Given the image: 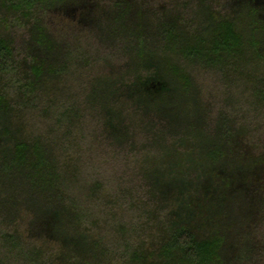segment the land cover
<instances>
[{"label":"trees","instance_id":"16d2710c","mask_svg":"<svg viewBox=\"0 0 264 264\" xmlns=\"http://www.w3.org/2000/svg\"><path fill=\"white\" fill-rule=\"evenodd\" d=\"M56 10L82 16L55 32ZM107 20L121 56L79 45L72 57L70 29ZM250 63L262 113L242 120L220 109L203 72ZM72 66L100 101L95 132L81 128L74 144L85 96L40 101ZM31 111L68 129L55 139ZM262 211L264 0H0V264H264Z\"/></svg>","mask_w":264,"mask_h":264},{"label":"rangeland","instance_id":"374dc122","mask_svg":"<svg viewBox=\"0 0 264 264\" xmlns=\"http://www.w3.org/2000/svg\"><path fill=\"white\" fill-rule=\"evenodd\" d=\"M82 16L81 10L70 11L69 13H63L60 10H56L50 16L49 23L55 32H58V28H64L67 23L69 24H78V19ZM90 25L89 27H79L75 29H70L69 41L72 43V47L70 50L71 56L76 57L80 55L82 51L79 50V45L86 48L87 54L92 55L93 59H103L107 57H120L121 56V46L123 43L121 40H118L117 37L111 36L112 27H110L111 22ZM61 24V25H60ZM108 24V25H107ZM59 28V29H60ZM94 68V67H92ZM85 68H80L76 66H72L70 68V73L64 77L63 80L60 81H50L46 83V88H43L42 97L40 101L46 105L47 99H54L55 102L59 101H67L69 100V96L75 95V93L79 95L85 96L84 100L80 103L79 109L84 113V119H77L76 126L77 130H75V136L69 137L68 140L71 144H74L75 137L80 135L81 128L82 131L85 132L86 129H92L93 133L94 122L99 117V109H100V101L92 100L91 92L92 88L95 87V83L87 84L84 79V72L87 70ZM90 70V69H89ZM260 71L257 70V66L255 63H250L248 65H244L239 70L235 71L229 69L228 72L222 73L213 71L203 72L205 76L212 79L214 78L215 82H217V86L210 89V96H213L215 100L218 101L220 105V109L227 111L238 109L242 113V120L247 118H256L262 113L261 107L255 105L254 97H253V89L257 86L255 79L260 77ZM251 79V80H250ZM247 87V93H243V89ZM91 98V99H90ZM217 104V103H216ZM217 106V105H216ZM221 110V111H222ZM54 113V109L52 110ZM232 112V111H231ZM37 111L30 112L31 126L34 128H42V130H46L51 137L55 139L62 138V134L68 129V124L66 122L57 123V116L55 114H51L50 116H41L37 115ZM219 114V112H218ZM217 114V115H218ZM93 124V126H91ZM95 137L94 134L91 133L88 140L85 142L87 147L95 148ZM93 143V144H92ZM92 144V145H91ZM85 146V147H86ZM57 149H59L57 147ZM87 161H82L81 163L86 165H92L95 161L92 159ZM143 174V172H142ZM141 185L145 186V181H141ZM22 184L17 181L13 182V187L15 189L12 195L18 197H23L24 194H18L19 188ZM138 186V185H136ZM135 186V187H136ZM76 196L84 201H87L89 204L96 205V200L88 199L86 197V189L75 186L73 189ZM134 195L137 199V205L139 208H143L145 206L142 198H137V196H141L138 194L137 189L134 188ZM145 197L150 198V194H146ZM31 198V197H30ZM122 201L119 200V203ZM120 205V210L122 214H131V211H127L124 208L123 204ZM98 204V202H97ZM154 206V205H153ZM152 206V207H153ZM155 207V206H154ZM258 222H259V232L264 236V211L258 213ZM247 224L249 221L248 217H243L239 220ZM243 223V225H244ZM104 228H107L104 226ZM108 242L110 245H121L122 240L116 234H109Z\"/></svg>","mask_w":264,"mask_h":264}]
</instances>
